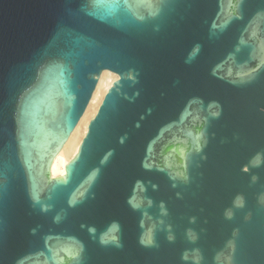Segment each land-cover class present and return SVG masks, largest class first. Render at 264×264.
<instances>
[{
    "label": "water",
    "instance_id": "obj_1",
    "mask_svg": "<svg viewBox=\"0 0 264 264\" xmlns=\"http://www.w3.org/2000/svg\"><path fill=\"white\" fill-rule=\"evenodd\" d=\"M0 264H264V0H0Z\"/></svg>",
    "mask_w": 264,
    "mask_h": 264
},
{
    "label": "bare ground",
    "instance_id": "obj_2",
    "mask_svg": "<svg viewBox=\"0 0 264 264\" xmlns=\"http://www.w3.org/2000/svg\"><path fill=\"white\" fill-rule=\"evenodd\" d=\"M118 79V76L110 71H104L99 79L93 97L81 118L76 129L72 133L62 151L56 156L52 165V176L58 177L65 174L66 165L77 154L80 144L85 137L90 121L97 114L98 109L111 85Z\"/></svg>",
    "mask_w": 264,
    "mask_h": 264
}]
</instances>
